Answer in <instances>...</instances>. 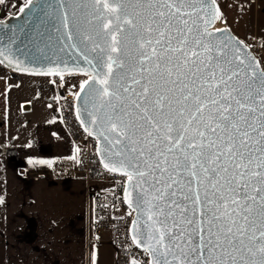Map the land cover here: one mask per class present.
Listing matches in <instances>:
<instances>
[{"label":"snow or ice","instance_id":"6c2138e0","mask_svg":"<svg viewBox=\"0 0 264 264\" xmlns=\"http://www.w3.org/2000/svg\"><path fill=\"white\" fill-rule=\"evenodd\" d=\"M25 9H51L60 50L86 66L29 68L4 44L0 65L87 76L74 93L91 105L84 130L107 146L105 169L126 177L132 241L151 264H264V60L213 27L223 19L216 0H25Z\"/></svg>","mask_w":264,"mask_h":264},{"label":"crops","instance_id":"0c3cea01","mask_svg":"<svg viewBox=\"0 0 264 264\" xmlns=\"http://www.w3.org/2000/svg\"><path fill=\"white\" fill-rule=\"evenodd\" d=\"M27 76L0 65V136L13 144L18 159L15 165L0 158V264H106L104 259L96 261L94 247L86 243L90 213L86 179L25 172L28 166H44L76 152L60 120V94L40 88L42 78L33 80L41 81L36 92H23L31 81ZM39 92L47 95L39 98ZM94 183L90 187H101ZM103 245L111 248L117 264L109 234L95 246L99 254Z\"/></svg>","mask_w":264,"mask_h":264},{"label":"built area","instance_id":"2783aa9c","mask_svg":"<svg viewBox=\"0 0 264 264\" xmlns=\"http://www.w3.org/2000/svg\"><path fill=\"white\" fill-rule=\"evenodd\" d=\"M244 42L258 59L264 60L261 46L254 36H250ZM46 77L57 86L63 82L58 76ZM79 85L70 90L63 88L59 98L60 120L65 125L76 152L70 157L55 158L44 166H28L25 172L28 176H45L53 179L82 175L89 183L90 213L86 231L87 245L95 247L104 234H109L117 264H132L133 260L138 264H150V257L144 248L138 247L132 241L131 226L134 214L124 200L126 177L121 173L105 169L98 157L97 139L85 132L76 115L74 93L77 92ZM92 182L100 184L101 187H90Z\"/></svg>","mask_w":264,"mask_h":264},{"label":"water","instance_id":"95a60500","mask_svg":"<svg viewBox=\"0 0 264 264\" xmlns=\"http://www.w3.org/2000/svg\"><path fill=\"white\" fill-rule=\"evenodd\" d=\"M39 2L41 5H44L47 3H52V0H39ZM47 13L48 15H45L43 12L34 10L32 11V14L29 15V9H25L24 13H20V11L18 10V12H16L15 14H7L4 11V6H2L0 10V44L7 45L10 54L29 68L46 69L48 67H54L57 64H59L62 67L64 62H67L69 66H72L74 61H77L81 67H85L86 65H84L82 61L78 60L77 54L73 50L68 48H65L63 51L60 50L62 45L57 40L58 33L52 28V25L57 24L58 21L54 18L51 9H47ZM218 21L219 20L215 21L213 27H227V26H217ZM227 28L230 30L231 35L237 37L229 27ZM41 33L44 34L43 41H41L38 44L30 42L32 40H37L39 34ZM49 35L51 36L50 40L48 39ZM224 35L227 36L228 34L225 33ZM10 40L14 41V43H9ZM21 41H23V43H21ZM251 54L255 56L252 52ZM1 66H3L5 69L13 73L35 75L24 71H19L16 69L14 65H9L7 62H5V64ZM75 74L84 75L83 73H75ZM65 75H69V74L65 73ZM36 76H45V75H36ZM85 79H87V76L85 77ZM78 91L79 88L77 92ZM27 104L28 103H26V106H28ZM78 107L81 109V113L78 119L79 121L81 120L85 121L84 124H81L83 129H85L86 126L92 128L93 125L90 122L91 118L88 116V111L91 110V105L90 104L87 105V110H85V101H84L83 93L81 94V99L80 100L76 99L75 101L76 115H77ZM92 137L97 139L95 136ZM102 146L107 147L106 145L102 144L101 140L97 139L98 157L101 163L104 165L106 161L102 159V153L98 151V148ZM126 188H127V184H126ZM125 204L126 206H128L126 201ZM130 209L133 211L134 214L133 220H135L136 212L132 208ZM131 237H132V226H131ZM149 257L151 264L152 257L151 256Z\"/></svg>","mask_w":264,"mask_h":264},{"label":"rangeland","instance_id":"374dc122","mask_svg":"<svg viewBox=\"0 0 264 264\" xmlns=\"http://www.w3.org/2000/svg\"><path fill=\"white\" fill-rule=\"evenodd\" d=\"M24 2L25 0H3V3H0V10L1 7L4 6L5 13L15 14L22 7ZM218 5L223 14V19L219 20L217 23L218 26L229 27L231 31L243 41L248 40L250 36H254L257 43L261 46L264 57V0H219ZM27 78L31 81H28V85L23 87V92H28L29 89L36 92V86L41 81L35 82L33 80L42 78L40 79L42 80V85L39 86L40 88H43L47 92L48 90H53L61 96L63 88L68 90L74 89L84 80L85 76L81 74L67 75L60 86L52 84L48 81L46 76L36 77V75H28ZM43 93L44 94L39 92L37 97L41 98L47 95V93ZM43 99H45V97ZM5 139L7 138L0 136V158H6L8 163H10L11 161L9 158L12 154L9 153L10 150L15 152V148L13 144L8 143ZM11 163L14 164L15 162ZM93 251L96 256V261L104 259L106 264H113V259L111 258L112 250L109 246L103 245L101 254H99V249L95 247Z\"/></svg>","mask_w":264,"mask_h":264},{"label":"trees","instance_id":"16d2710c","mask_svg":"<svg viewBox=\"0 0 264 264\" xmlns=\"http://www.w3.org/2000/svg\"><path fill=\"white\" fill-rule=\"evenodd\" d=\"M9 154H12L11 157L9 156L10 157L9 160L11 162H15L14 164L17 165L18 164V159L15 157V153L10 150Z\"/></svg>","mask_w":264,"mask_h":264},{"label":"bare ground","instance_id":"6f19581e","mask_svg":"<svg viewBox=\"0 0 264 264\" xmlns=\"http://www.w3.org/2000/svg\"><path fill=\"white\" fill-rule=\"evenodd\" d=\"M217 26H218V24H217Z\"/></svg>","mask_w":264,"mask_h":264}]
</instances>
